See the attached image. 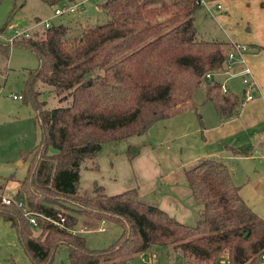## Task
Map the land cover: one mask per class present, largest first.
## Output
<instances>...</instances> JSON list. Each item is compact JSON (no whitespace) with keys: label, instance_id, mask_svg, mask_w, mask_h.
Wrapping results in <instances>:
<instances>
[{"label":"trees","instance_id":"16d2710c","mask_svg":"<svg viewBox=\"0 0 264 264\" xmlns=\"http://www.w3.org/2000/svg\"><path fill=\"white\" fill-rule=\"evenodd\" d=\"M25 1L15 3L0 31ZM101 6L107 21L81 28L54 23L36 37L0 39V72L15 45L38 55L21 99L33 104L42 130L26 154L28 171L10 203L3 201L6 182L0 179V215L15 228L31 264H51L61 244L68 249V264H128L153 245L179 249L189 264H218L225 256L230 264L259 263L264 218L220 158L205 156L186 169L203 207L194 222L143 200L136 187L109 194L98 183L81 186L83 162L94 159L104 143L146 133L197 90L223 118L237 114L244 101V92L222 91L223 77L205 78L224 68L232 43L199 36L197 0H103ZM47 90L60 105L46 107L40 93ZM27 211L35 213L37 224ZM108 220L120 224V235L106 247H90L81 230Z\"/></svg>","mask_w":264,"mask_h":264},{"label":"crops","instance_id":"0c3cea01","mask_svg":"<svg viewBox=\"0 0 264 264\" xmlns=\"http://www.w3.org/2000/svg\"><path fill=\"white\" fill-rule=\"evenodd\" d=\"M41 1L43 4L40 3V7L49 4ZM67 1L79 0H61L60 3ZM83 1L85 8L78 14L82 17L100 8L102 0ZM216 2H220L222 8L214 11L215 18H231L233 27V35L218 39L231 43L243 42L250 46L246 61L257 81L254 98L243 101L238 113L229 118L221 117L211 101L205 102L203 99L202 103L207 106L202 115H199L198 103L194 98L187 101L171 116L155 122L146 133L137 135H145L147 140H143V144L135 146L139 142L135 136L120 141L123 143V152L119 154L110 149V144L103 146L102 153L97 154L81 170V186L89 187L98 183L109 194L136 187L143 200L157 202L180 221L192 222L199 217L203 207L195 200L186 169L200 158L212 156L228 164L234 181L241 186L242 196L264 218V0H211L210 3L214 5ZM205 13L211 15L207 9ZM238 18L240 20L235 25ZM39 20L42 18L37 16L36 21H30L28 25L9 24L8 36L15 27L32 28L34 32L42 33L41 30L45 28H33ZM235 79L239 83H235ZM227 83L231 90L238 93L239 88L241 91L238 94L243 93L240 77H232ZM0 86L3 87L1 83ZM107 147L110 150H106ZM166 149L170 153H166ZM95 163L97 167H94ZM0 229L10 234L12 229L15 231L1 215ZM0 241L8 243L10 249L18 244L16 235L11 240L0 237ZM152 252H156V259L151 257ZM146 253L147 260L144 261L139 253L128 264H185L182 252L169 245H153ZM12 263L15 264V261ZM257 264H264V260Z\"/></svg>","mask_w":264,"mask_h":264},{"label":"rangeland","instance_id":"374dc122","mask_svg":"<svg viewBox=\"0 0 264 264\" xmlns=\"http://www.w3.org/2000/svg\"><path fill=\"white\" fill-rule=\"evenodd\" d=\"M22 1L24 0H0V30L5 25L15 3L19 5ZM40 3L43 4L41 0H28L25 7L15 12L9 24L24 26L30 24L32 21H36L37 16L45 19V17L47 18V16L50 17L54 14L56 6L47 4L40 7ZM205 10L206 8L201 6L196 11V22L200 37L228 38V34L233 35L231 18L222 17L221 19H217L220 17L215 18L216 12L214 16L209 13L206 15ZM90 13L89 15H83V17L78 15L79 11L74 14L55 16L54 23L74 24L81 28L86 25H93L97 22L108 20V16L102 6L97 8V10H92ZM239 20L240 18L234 22L235 25H237ZM9 24L0 31V39L6 42L7 36L10 34ZM39 28L44 29L45 26L41 24ZM41 32L43 33V30H41ZM38 64L39 58L34 51L16 45L13 46L10 51V56L5 66V72H0V83L3 86L0 88V179L5 178V194L10 196H13L18 188L20 179L24 178L27 174L30 158L27 157L26 154L33 149L42 135L41 127L34 119L36 110L33 104L24 101L21 97L19 99L13 97L14 93L19 94L23 92L25 89V79L28 73L35 69ZM234 81L235 83H239L238 79ZM237 89L239 93L241 90L239 88ZM40 98L47 100L46 107H54L61 104V102H59V97L49 90L43 93L41 92ZM203 99V90H197L194 95V100L198 103L199 115H202L203 111L206 109L205 106H207L202 103ZM137 137L138 136L135 135V138ZM138 138L139 142L135 146L143 144L144 141L147 140L145 135L139 136ZM109 144L111 146L110 149H112L114 153L116 152L119 154L123 152L121 148L122 142H107L104 143L103 146H109ZM107 148L106 150H110L109 147ZM131 150H133V146H131ZM51 151H56V149L51 148ZM102 151L103 149H101L98 154L100 155ZM165 152L170 153L167 149ZM91 160L93 161V159L84 161L82 169L85 165H88L89 162H92ZM194 221L195 220H192V222ZM102 226L105 228H101ZM121 231L122 227L120 224L111 220L101 222L98 227L81 230L86 236L88 245L93 248L108 246L118 238ZM15 232L16 230L14 231L12 229V234H10L9 231L0 229V237L11 240L16 235L18 240L17 232L16 234ZM10 248L11 246L8 243L0 241V264H13V261H15V264H31L30 258L19 240L17 246H14V249ZM218 263L220 264V261ZM51 264H68V249L66 245L61 244L58 247Z\"/></svg>","mask_w":264,"mask_h":264},{"label":"built area","instance_id":"2783aa9c","mask_svg":"<svg viewBox=\"0 0 264 264\" xmlns=\"http://www.w3.org/2000/svg\"><path fill=\"white\" fill-rule=\"evenodd\" d=\"M99 1V0H95ZM202 6H204L211 14H214V11L217 9H221L222 5L220 2H216L214 5H211V0H197ZM85 8V2L83 0L79 1H67L64 3L57 4L55 7L54 14L50 17L37 21L34 27H38L39 25L43 24L45 28L50 27L54 24L53 17L55 16H62L65 14H74ZM38 35L37 31H33L32 28H20L15 27L12 31V34L7 37V41L10 43H14L16 39L20 38H31L36 37ZM250 50V46L247 43L243 42H233L231 49L227 52V58L225 61L224 68L214 71H208L205 74V78L209 81H213L216 77H223L225 80H221L222 91L225 94H228L231 90L227 80L232 77H240L243 83V92H244V101L250 100L254 98V91L258 88L257 81L254 77V73L252 68L246 61V55ZM2 88V87H0ZM14 98H20L21 94H13ZM3 201L6 203H10L12 201V196L10 195H3ZM19 204H22L19 202ZM27 216L30 219L32 224H37L36 215L33 211H27ZM142 259L145 261L148 259L146 251L141 253ZM151 257L156 259L157 254L156 252L151 253ZM264 260V255H263ZM185 264H189L188 261H185ZM221 264H230L228 257H223Z\"/></svg>","mask_w":264,"mask_h":264}]
</instances>
